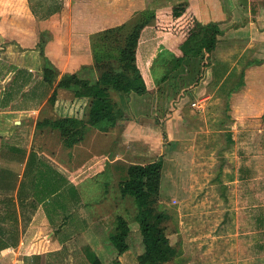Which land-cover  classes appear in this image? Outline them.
<instances>
[{"label":"rangeland","instance_id":"rangeland-1","mask_svg":"<svg viewBox=\"0 0 264 264\" xmlns=\"http://www.w3.org/2000/svg\"><path fill=\"white\" fill-rule=\"evenodd\" d=\"M122 1L116 12L121 16V20L129 25L143 19L145 12L157 15L149 26L156 25L161 19L167 24L169 18L164 17L163 19V16L160 15L163 12H169L173 6L182 2L192 4L196 8V12H200L197 0H154V3H151L150 6L146 5L142 9L135 7V0ZM87 2L92 4L91 0H0V23L3 24L4 21V24L8 25L10 33L25 30L29 36L36 31L38 35L36 46L33 47L32 41H27L26 49H39L37 45L43 41L45 55L57 69L60 78L65 73L63 69L66 61L70 59L59 58L63 45L61 39L67 35L66 24L68 22L66 19L76 23L77 21L74 22V20L85 18L88 19L86 20L88 23L91 20L89 14H95L98 10H91L93 6L89 9L84 7ZM66 4L79 5L84 8L76 10L75 15L72 10L67 12ZM64 8L65 11L62 12ZM102 11L109 12L107 9H102ZM101 24L103 26L105 22ZM158 35H160V40ZM66 37L69 38L68 35ZM90 37L88 44L90 45L92 64H81L72 59L69 62L71 66L67 73L79 72L83 75L87 74L91 78L97 77V73L88 72L90 70L83 68L86 65H93ZM73 38H79V36L73 35ZM143 38H154L160 45L158 51L153 52L154 49H148L147 52V43L144 41L142 49L139 51V65H141L142 73L144 72L151 88L150 93L143 98L146 100L142 102V105L140 101L139 106L152 118L149 122H144L150 124H143L150 129L147 132L150 142H153L155 147L163 141L166 146V165L157 206L170 216L166 222L168 236L171 243L180 248L179 257L169 264H264V232H258V218H260V214L264 215L262 213L264 212L263 122L249 117L240 120L238 130L234 128L232 112L235 110L232 106L237 100H242L244 94L243 97L233 94L231 104L227 105L228 85H232L235 81L231 79V84L228 81L227 86H221L218 90H214L209 83L211 81L210 74L207 76V69L204 66L208 64V60L193 58L181 67H174L176 58L173 56L182 53L183 39H176L171 35L165 37L157 33L151 26L144 30ZM10 44L15 48L13 41ZM80 46H82L81 43ZM15 49L18 50L19 47ZM152 53L154 54L151 55ZM44 64L45 61L42 57L41 69L39 68L41 76H43ZM51 89L50 86H47V89L40 87L38 92L40 95L42 93L50 94ZM259 94L258 91L249 90L245 99L253 100L255 103V100L260 98ZM113 96L118 99L115 95ZM135 102L134 100L132 104ZM196 103L205 105L204 111L196 109ZM238 104L236 110H240L241 113L247 110L248 106H245L244 102ZM256 104L258 105V103ZM124 113L126 112L124 111ZM50 116L54 115L44 113V118ZM169 119H171V134L165 125ZM231 129H234V133L230 132ZM45 130L49 131V129ZM90 130L97 131L93 127L88 129L89 132ZM229 134L232 135V138L233 136L236 138L235 147L245 151V154L248 155L244 160L247 163H256V170L250 180L243 183L236 182L240 175V172L239 174L236 172L238 165H226V155L223 150L226 140L229 141ZM36 138L38 151L41 153L42 150H46L45 159L54 165H61L60 160L79 162L84 155V152L72 156L62 153L59 148L61 143L56 135L45 134L43 138ZM197 141L200 143L203 141L202 145L204 146L201 148L204 153V161L201 162V165L192 164L194 156L190 152H194V149L186 148V146H195ZM210 152L219 153L220 164H223H211L213 160L210 159ZM160 154L161 149L154 148V151L146 154V159L132 157L131 160L147 163L157 159ZM238 161H242L240 156ZM107 182L109 184H106ZM93 183L92 186L77 189L76 194L67 189L60 195L50 196L46 203L50 210L49 213L51 211L56 213L57 209L63 212L73 209L76 212V208H78L76 200L78 199L75 195L84 198L83 201L89 200L87 196L89 193L92 194L93 201H100L102 197L111 200L108 186H111L112 182L105 179V175L97 178ZM28 189L27 186L25 192ZM71 198L73 200L76 198L74 203H70ZM120 198L121 201H119ZM119 200H117V204L120 203L117 208L118 214L125 216L130 223L137 225L134 220L136 208L131 203L134 201L126 198L123 202L122 195L119 196ZM86 206L81 208V215H84L83 208ZM24 208L23 215L21 214L23 217L20 219V213L16 206L9 205V219L12 222L5 221V223L11 225V231L2 235L11 244L17 245L20 238L23 237L21 231L24 230L25 234L27 233L26 236L36 244L29 250L21 251L20 255H17L15 251H10L5 256H1L0 251V264H90L86 249L91 246L88 239L80 235L82 234V225L78 222L69 224L67 229L71 233L64 235L67 238L66 245L56 249L52 241L49 240L51 236L55 238L58 235L49 236V233L55 230L61 223V219L52 218L53 223L50 225H54L53 229L51 226L48 228L49 226L42 221L48 214L47 210H41L43 218L34 219L36 211H34L31 201L26 202ZM113 217H115L114 213ZM35 225L36 227H34ZM110 225L112 230L115 221ZM39 228H43V232L38 234L36 230H40ZM139 235L140 230H133L131 244L135 245V253H137V245H142ZM135 253L133 252V254ZM102 257L105 258L107 264H119L114 261L110 251L102 252ZM126 264H136V262L131 260Z\"/></svg>","mask_w":264,"mask_h":264},{"label":"crops","instance_id":"crops-1","mask_svg":"<svg viewBox=\"0 0 264 264\" xmlns=\"http://www.w3.org/2000/svg\"><path fill=\"white\" fill-rule=\"evenodd\" d=\"M153 1L135 0L134 5L136 8L142 9L146 5L150 6L151 3H154ZM122 2V0H91L92 4L87 2L84 7L89 9V7L93 6L91 10H98V12L89 14V19L91 20L88 23L86 22L88 19L85 18L74 20V22L77 21L76 23L66 19V22H68L66 24V34L69 38L67 39V35L62 37V54L59 56V58H70L64 66L63 71L65 73L71 66L69 62L72 59L81 64H92L91 50L88 44L89 37L95 32L124 24L121 16L116 12ZM197 2V7L200 11L197 14L200 21L203 24L215 23L222 31V34L218 37L217 47L211 55L210 63L206 67L207 76L210 74L209 78L211 81L209 83L214 90H218L221 86H227L228 81L231 84V79L235 81H233L232 85H228L227 105L231 104L233 94L239 97H243L244 94V98L237 100L232 106L233 110H235L232 112V119H234L233 125L236 130L239 129L240 120H245V118L249 117L256 118L264 124V0H197ZM140 3L142 4L141 7ZM84 7L66 4L65 8L67 12L72 10L76 15V10L79 11ZM65 8L62 12L65 11ZM102 9H107L109 12L102 11ZM102 22H105L103 26H101ZM150 26L154 27L157 33L165 37L168 35L157 31V24ZM150 26L148 25L146 28H150ZM27 34L25 30L10 33L8 25L4 24V21L3 24L2 22L0 23V192L2 193H0V233H9L11 231V225L5 223V221L12 222L9 219V205L16 206L20 213V219H22L23 208L26 202L31 201L34 211H36L34 219L43 218L41 210H47L48 214L44 216L42 221L49 226L48 228L51 226L53 229L54 225H50V223H53L52 218L61 219V223L49 233V236L52 234L58 235L55 238L51 236L49 240L52 241L56 249L66 245L67 238L64 235L71 233L67 229L69 224L72 225L78 222V224L82 225V234L80 235L88 239L91 248L104 264H107L105 258L102 257V252L105 251H110L114 261L119 264H126L131 260L139 264L138 257L145 252L141 231L139 236L142 245H137V253L134 250L135 245L131 244L132 232L135 229L140 230L139 224L137 222V225L130 223L129 250L121 256L118 255L117 250L111 244L109 233L112 227L110 224L115 221L118 214L117 208L120 203L117 204V200L122 195L120 183L128 178L131 164L146 163L138 162L134 159L131 160V158L146 159L147 153L150 154L154 151V148H158V150L161 149L160 156H164L166 165V146L163 141L159 142L155 147V144L150 142V138L147 135L150 129L145 127L146 124L150 123L144 122H149L152 118L149 117L148 112L139 106V102L141 101L142 105V102L146 100L143 98L151 91L144 72L142 74L146 80L149 92L143 96L130 95V100L124 104L125 119L120 120L110 132L87 131L84 144H79L74 148H67L58 132L47 130L37 132V123L44 118V113L55 115L54 109L48 103L50 96L55 91H57L58 98L67 103L75 100L74 91L72 89L58 88L57 82L54 86H51L43 80V76L39 74V68L41 69L42 64L40 50L36 48L26 49L27 41H32L33 47L36 46L38 41L37 32L34 31L29 36ZM73 35L79 36V38H73ZM159 38L160 35H158ZM7 41L8 43H6ZM12 41L15 48L19 47L20 50L12 47V44H10ZM144 41L147 43V52L148 49H154L153 52L155 50L158 51L160 47L154 38L145 39L142 34L138 46V60H140L139 51L142 49ZM80 43L82 46H80ZM47 86L52 87L51 93H42L40 95L38 89L40 87L47 89ZM249 90H255L260 93V98L256 99L255 103L253 100L247 101L245 99V95ZM134 96L137 98H134ZM134 100L136 102L132 104ZM79 102V104H86L87 98L81 99ZM243 102L248 107L246 111L241 113L240 110L235 108L238 103L240 105ZM196 104H198V108L195 107L196 109L201 112L204 111L205 105ZM199 105L202 108H199ZM170 120L165 123L169 133ZM233 130L231 129L230 132L234 133ZM45 134L58 136L61 143L59 148L66 155L72 156L83 154L84 152L82 159L79 162L60 160L61 165L49 163L45 159L46 150L41 149L42 152L40 153L38 147H36V137L43 138ZM210 134L212 137L211 132ZM228 138L229 141L226 140V146L223 150L226 155V165H238L236 172L237 174L240 172V175L237 177L236 182H246L250 180L253 172H255L256 163H247L244 158L248 155L245 154V151L235 147V144H237L236 138L234 136L232 138L230 134ZM202 142L197 141L195 146H186L189 150L194 149V152H190L194 156L193 165L194 163L195 165H201V162L204 161V153L201 150L204 147ZM214 143L216 144L215 141ZM239 156L242 161H238ZM210 159L213 160L211 163L213 165L223 164H220L219 153L210 152ZM42 161L47 165H42ZM102 175H105V179L112 182L110 183L111 186H108L111 200L102 197V201H93L92 194L89 193L88 195L86 194L89 200L83 201L84 198L75 195L78 199L74 198L77 201L76 204L78 203L76 212L71 209V211H66L68 212L66 213L57 209L56 213L52 211L49 213L50 210L46 206L49 199L47 196L48 191L52 192L51 196L53 194L60 195L67 189L76 194L77 189L94 185L93 182L97 178H101ZM106 184L109 183L107 182ZM27 186L29 189L25 192ZM126 198L127 200H133L130 196L123 197L122 195L123 202H125ZM75 200L71 198L70 203H74ZM82 201L85 202L84 205ZM119 201H121V198ZM81 202L82 204H80ZM131 203L134 204L137 212L136 204L134 202ZM83 206L86 207L83 208L84 215H81L80 210ZM7 209L8 211L6 212ZM113 213L115 217H113ZM262 213L264 214V212ZM263 216L260 214V218H258V232H264V229H262L264 228ZM262 220L263 223L261 224ZM134 226L138 227L135 228ZM39 229L36 230L38 234L43 232V228ZM21 233L23 237L20 238L19 243L17 245L11 244L9 248L2 250L1 256H5L10 251H15L17 255H20L21 251L34 247L36 243L26 236L27 233L25 234L24 230ZM141 249L142 251H140ZM27 255L30 254L27 253ZM129 256L130 259H128Z\"/></svg>","mask_w":264,"mask_h":264},{"label":"trees","instance_id":"trees-1","mask_svg":"<svg viewBox=\"0 0 264 264\" xmlns=\"http://www.w3.org/2000/svg\"><path fill=\"white\" fill-rule=\"evenodd\" d=\"M160 16L169 18V21L166 24L159 20L157 31L184 41L182 53L173 56L176 58L174 67H181L193 58H204L208 60L204 65L206 68L222 34L219 26L203 24L194 6L187 2L173 6ZM144 17L133 25L124 23L91 35L93 65L83 68L97 73L94 78L79 72L64 73L59 78L57 69L45 55L43 41L38 43L45 61L43 80L51 86L57 82L58 88L72 89L75 100L71 103L60 100L55 91L48 103L57 114L40 120L37 132L45 129L58 132L65 147L74 148L84 142L90 127L110 132L125 119L124 104L130 100V95L143 96L149 92L139 65L138 46L143 31L157 15L145 12ZM84 98H87L86 104H79ZM42 165L47 164L42 161ZM164 168V156L147 163L131 164L128 178L120 183L122 195L132 197L137 207L134 220L139 224L145 245V252L138 257L139 264H169L180 255V248L173 245L168 236L166 222L170 216L157 206ZM51 195L52 192L48 191L47 196ZM130 231L129 220L117 215L109 240L119 256L129 250ZM2 234L5 233H0V251L11 245ZM86 253L90 264H104L92 248H87Z\"/></svg>","mask_w":264,"mask_h":264},{"label":"built area","instance_id":"built-area-1","mask_svg":"<svg viewBox=\"0 0 264 264\" xmlns=\"http://www.w3.org/2000/svg\"><path fill=\"white\" fill-rule=\"evenodd\" d=\"M198 104H195V106H197ZM199 108H202V106L201 105H199Z\"/></svg>","mask_w":264,"mask_h":264}]
</instances>
